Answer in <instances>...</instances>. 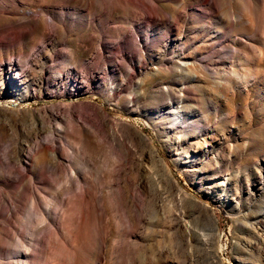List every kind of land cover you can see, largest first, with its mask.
<instances>
[{"label":"rangeland","instance_id":"374dc122","mask_svg":"<svg viewBox=\"0 0 264 264\" xmlns=\"http://www.w3.org/2000/svg\"><path fill=\"white\" fill-rule=\"evenodd\" d=\"M264 0H0V264H264Z\"/></svg>","mask_w":264,"mask_h":264},{"label":"bare ground","instance_id":"6f19581e","mask_svg":"<svg viewBox=\"0 0 264 264\" xmlns=\"http://www.w3.org/2000/svg\"><path fill=\"white\" fill-rule=\"evenodd\" d=\"M263 25H264V19H263Z\"/></svg>","mask_w":264,"mask_h":264}]
</instances>
